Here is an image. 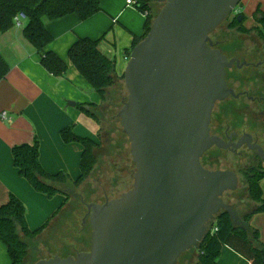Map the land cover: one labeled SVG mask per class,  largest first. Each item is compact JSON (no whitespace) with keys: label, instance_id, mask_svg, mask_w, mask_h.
<instances>
[{"label":"water","instance_id":"95a60500","mask_svg":"<svg viewBox=\"0 0 264 264\" xmlns=\"http://www.w3.org/2000/svg\"><path fill=\"white\" fill-rule=\"evenodd\" d=\"M242 2L165 0L123 74L128 96L118 117L135 165L132 188L103 204H86L89 251L33 264H178L220 212L241 224L224 200L238 190V174L208 169L202 158L214 147L243 146L211 133L216 105L239 97L227 71L250 65L228 58L211 35ZM248 137V148L264 160V149Z\"/></svg>","mask_w":264,"mask_h":264},{"label":"crops","instance_id":"0c3cea01","mask_svg":"<svg viewBox=\"0 0 264 264\" xmlns=\"http://www.w3.org/2000/svg\"><path fill=\"white\" fill-rule=\"evenodd\" d=\"M99 2L102 10L86 21L76 14L45 21L47 30L54 38L48 50L68 66L63 77H55L42 66L35 47L24 38L23 29L27 22L22 28L15 26L6 32L0 31V55L9 68L6 78L0 81V207L7 204L12 195L19 198L26 207L27 223L32 231L46 223L47 228L54 224L57 231L66 230L68 222H76V214L70 218L67 214L63 216L68 197L64 193L48 198L20 176L14 166L13 147L38 141L43 168L51 174L63 171L75 182L81 174L84 148L78 143L65 144L60 135L62 129L73 126L79 136L100 143L102 141L104 119L98 120L84 113L78 104L97 105L95 111L101 115L108 108L71 62L70 48L80 38L99 40L100 52L114 61L115 76L119 78L123 76L130 60L134 39L141 40L145 36L146 16L136 6L127 5V0ZM258 6L264 11V0L242 2L241 10L246 18L244 26L245 23L250 25L246 26L247 29L257 26L253 14ZM121 84L118 81L109 94L119 91ZM69 103H75V106ZM4 112L7 113L5 118L2 117ZM261 188L264 198V179ZM67 192L70 195L76 190L70 185ZM250 226L258 231L260 241L264 244V213L255 214ZM0 264H12L8 249L1 240ZM217 264L251 263L225 246Z\"/></svg>","mask_w":264,"mask_h":264},{"label":"trees","instance_id":"16d2710c","mask_svg":"<svg viewBox=\"0 0 264 264\" xmlns=\"http://www.w3.org/2000/svg\"><path fill=\"white\" fill-rule=\"evenodd\" d=\"M152 7L150 0H137L136 8L146 16L144 38L150 32L154 21ZM101 10L99 0H0V31L6 32L15 27V17L20 13L25 14L27 24L23 29L24 38L35 47L42 66L55 77H63L68 71V66L54 52L48 50L54 38L47 30L45 21H55L74 14L82 21H86ZM253 17L257 26L252 29L244 27L245 17L242 23L235 20L228 25V28L236 30L239 34L255 32L264 48V11L260 6ZM143 39L135 38L133 49ZM223 40L226 44L219 49L230 58L240 46L238 43L227 41L225 37ZM99 43V40L80 38L70 48L69 58L93 90L100 95L102 104L108 108L107 112L115 113L119 119L118 112L128 96V93L124 94L126 90L124 76L116 78L115 63L100 52ZM8 72V65L0 55V81L6 78ZM118 81L122 82L120 90L110 95L109 90L114 88ZM78 108L98 120L104 118L103 114L95 111L97 105L78 104ZM60 135L65 144L78 143L84 148L80 163L81 174L75 182L63 171L51 174L43 168L38 141L33 144L18 145L12 149L14 166L20 176L37 192L45 194L48 198H53L59 193L68 196L67 190L70 185L75 189L89 179L98 163L96 150L101 148L100 142L76 134L73 126L62 129ZM228 152L214 147L205 154L207 157L202 159V164L208 169L218 170L221 159L225 158ZM234 154L239 158L243 156L235 152ZM257 157L256 153L249 156L248 163L236 172L245 183V195H238V190L224 195V200L227 199L225 202L233 206L241 224H235L229 213L220 212L216 219L209 223L210 230L198 248L186 252L178 264H217L221 250L225 246L243 256L251 264H264V244L260 241L258 231L250 226V220L255 214L264 213L261 188L264 167L261 161L255 164ZM235 197L236 203L232 204L231 200ZM47 226L48 223L32 231L27 223L25 205L14 195L7 204L0 207V240L7 247L12 264H29L27 260L35 250L34 243Z\"/></svg>","mask_w":264,"mask_h":264},{"label":"rangeland","instance_id":"374dc122","mask_svg":"<svg viewBox=\"0 0 264 264\" xmlns=\"http://www.w3.org/2000/svg\"><path fill=\"white\" fill-rule=\"evenodd\" d=\"M164 5L165 3L158 6L153 5L151 10L154 19ZM233 18L234 16H231V18H229L220 28H218L214 34L225 37L227 41L230 40L232 42L238 43L240 48L234 54L247 57V59H251L253 63L258 64L264 59V48L261 40L258 38L255 32H252L251 34H239L236 30L229 29L228 25L232 23ZM246 26H250L249 23H245L244 27L246 28ZM254 52L257 54V56L252 58L251 55H253L252 53ZM261 55H263V58ZM259 67L264 66L259 65ZM237 71L239 73H243L245 69H237ZM124 94L127 95L126 90L124 91ZM230 102H233L232 98L226 101V103ZM222 104L223 103H220L216 106L213 124H218L217 117L221 112ZM103 116L104 120L102 124L103 128L101 134V148L96 150L98 163L96 164L95 170L89 179L75 188V194L78 196H75L74 193H71L66 199L65 212H63V216L66 214L67 216H71L70 214H76V222H68L67 224L70 226L66 225L68 226V230H72V236H70L69 233L66 234V231L64 230L57 231L56 225H50L43 234L38 236L36 242L34 243L35 250L27 260L29 264L54 256L66 257L67 254L73 250V248H69L71 245L78 251L81 249L86 250V243L79 242V240L72 241V239H80L78 231L82 227L83 219H85L84 215L87 212L86 204H103L105 203L106 199L111 200L118 198L123 193L132 188L135 165L131 157L129 140L123 134L120 121L116 117L115 113L105 112L103 113ZM253 120L259 124H262V127H264V115L258 114ZM240 153H242L239 154L240 156L243 155L241 158L234 154V152L229 151L225 155V158L221 159V162L217 168L219 170H232L237 172L240 167L245 166L248 163L249 156L254 155L253 151L245 149L241 150ZM245 190V183L240 177L238 195H245ZM81 196H83L85 199L84 203L82 202ZM235 199L236 197L231 200L232 204L236 203ZM225 200L227 202L226 198ZM85 226L87 230L86 232H88L86 234H88L89 237L92 232L89 220Z\"/></svg>","mask_w":264,"mask_h":264},{"label":"flooded vegetation","instance_id":"af4514ba","mask_svg":"<svg viewBox=\"0 0 264 264\" xmlns=\"http://www.w3.org/2000/svg\"><path fill=\"white\" fill-rule=\"evenodd\" d=\"M150 2L152 5L158 6L164 4L165 0H150ZM240 9H242V4L238 8H236L230 15L229 18H231V16H234V18L232 19V23L235 22V20L238 21V18L240 16L245 17L244 14L242 13V10L240 11ZM214 33L211 35V39L214 45H216V48L219 49L220 46L225 45L226 43L223 40L224 37H222L221 35H215ZM252 54L253 55L250 54L252 58L257 56L255 52ZM261 57L263 58V55H261ZM232 58H237L241 62H247L250 65L241 68L235 66L227 71L226 79L229 84V87L234 89L235 93L239 95V97L238 98L229 97L224 102H220L223 104H222L221 112L220 114H218L217 117L218 124H213V120L215 116L213 112L211 133L213 135L219 136L220 138L224 139L226 142L232 141L233 143H238L240 140H242L243 146L239 150L237 151L226 150V151L235 152L237 154H242L240 153V151L243 149L251 151L248 148V144H247L249 138L248 136L252 137L253 144H258L264 149V127H262V124H259L253 120L258 114L264 115V67H259V65L264 66V59L258 64H255L252 62L251 59H247V57L239 56L237 54H233V56L230 57V59ZM237 69L239 70L245 69V71L243 73H239ZM230 98H232L233 102L226 103V101H228ZM253 152L257 154L256 151ZM204 157L207 156L204 155L203 158ZM260 161H261V165L264 167V160L261 159L259 156L255 159V164ZM74 195L78 196L75 194V192ZM81 197H82L81 198L82 202L84 203L85 199L83 196ZM70 217L71 216H68V218ZM84 218L85 219H83L82 221V227L78 231V234L80 235V239H77L76 241L79 240V242L86 243L87 249L86 250L81 249L80 251H78L71 245L69 248H73V250L72 252H69V254H67L66 257L76 256L80 252H87L90 250L91 236L88 237V234H86L88 232H86L87 230L85 226L88 220L90 222L88 209L84 215ZM64 231H66L65 232L66 234L69 233V235L72 236V230L66 229Z\"/></svg>","mask_w":264,"mask_h":264},{"label":"built area","instance_id":"2783aa9c","mask_svg":"<svg viewBox=\"0 0 264 264\" xmlns=\"http://www.w3.org/2000/svg\"><path fill=\"white\" fill-rule=\"evenodd\" d=\"M136 4H137V0H127V5L129 6H136ZM14 22L16 27L22 28L24 23L27 22V17L25 16V14L20 13L15 17ZM6 116H7L6 112L2 113L3 118H5Z\"/></svg>","mask_w":264,"mask_h":264}]
</instances>
